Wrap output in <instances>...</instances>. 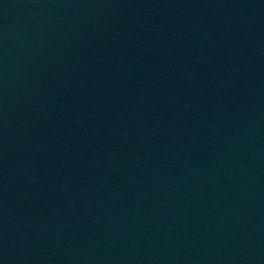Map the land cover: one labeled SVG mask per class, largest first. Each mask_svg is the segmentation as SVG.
<instances>
[{
	"label": "water",
	"instance_id": "1",
	"mask_svg": "<svg viewBox=\"0 0 264 264\" xmlns=\"http://www.w3.org/2000/svg\"><path fill=\"white\" fill-rule=\"evenodd\" d=\"M0 264H264V0H0Z\"/></svg>",
	"mask_w": 264,
	"mask_h": 264
}]
</instances>
